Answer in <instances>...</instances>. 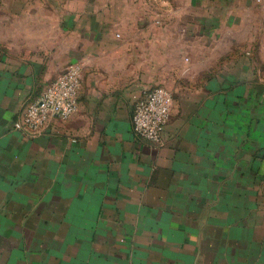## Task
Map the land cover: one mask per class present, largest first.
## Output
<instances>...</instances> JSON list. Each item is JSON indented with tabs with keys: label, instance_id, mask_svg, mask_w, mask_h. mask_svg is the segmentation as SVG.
<instances>
[{
	"label": "crops",
	"instance_id": "1",
	"mask_svg": "<svg viewBox=\"0 0 264 264\" xmlns=\"http://www.w3.org/2000/svg\"><path fill=\"white\" fill-rule=\"evenodd\" d=\"M250 10L0 0V264H260L229 258L219 236L235 233L217 220L220 199L264 198V22L256 41ZM71 63L77 112L16 129ZM156 85L174 96L162 144L132 125Z\"/></svg>",
	"mask_w": 264,
	"mask_h": 264
},
{
	"label": "built area",
	"instance_id": "2",
	"mask_svg": "<svg viewBox=\"0 0 264 264\" xmlns=\"http://www.w3.org/2000/svg\"><path fill=\"white\" fill-rule=\"evenodd\" d=\"M82 85V66L71 63L64 72L46 87L41 96L30 103L19 120L16 129L35 133L53 117L68 119L79 107ZM173 106L172 92L162 85L146 89L137 101L132 114L135 134L149 142L162 144V135Z\"/></svg>",
	"mask_w": 264,
	"mask_h": 264
},
{
	"label": "rangeland",
	"instance_id": "3",
	"mask_svg": "<svg viewBox=\"0 0 264 264\" xmlns=\"http://www.w3.org/2000/svg\"><path fill=\"white\" fill-rule=\"evenodd\" d=\"M204 2L210 4L218 2H235L240 4H249L251 6V10L248 19L252 20V36L256 38V41L258 40V37L260 36L258 26L261 22L263 26L264 22V0H204ZM242 19H245L244 16H242ZM246 31L247 29H244L243 26H240L239 36H243ZM254 52V58H256L257 55H260L257 46L254 49ZM260 62H264V60H260ZM253 190H255V195H257V188H254ZM259 190L260 189H258V191ZM261 190L262 192H264V185L261 187ZM141 205H144V207L147 206V200L145 201V199H141L139 206ZM187 207L188 206H181V208L183 209H186ZM219 207L220 212H218L217 215L219 226L222 229H231L235 233L233 237L228 236L227 234L223 235L222 237L219 236V242L223 243V245L226 244L228 240L230 247L233 244L237 246V251L235 249H229V254L231 255L232 253L229 258L231 260L234 258L238 259L240 252L245 250L244 254H246L249 259H252L253 261L257 260L260 262V264H264V198L220 199ZM233 207H235V209ZM189 208L192 209L190 206ZM190 209L189 211H186L187 215L192 212ZM182 212L186 214L184 210ZM244 214L247 217L242 219ZM163 215L164 213L161 212V218L163 217ZM160 227L161 224L159 225V228ZM164 227L166 226H163L162 228Z\"/></svg>",
	"mask_w": 264,
	"mask_h": 264
}]
</instances>
